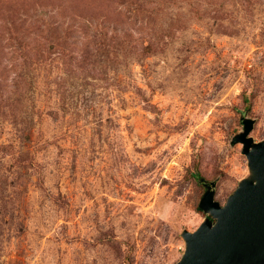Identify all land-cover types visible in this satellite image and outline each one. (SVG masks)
Masks as SVG:
<instances>
[{"label":"rangeland","instance_id":"rangeland-1","mask_svg":"<svg viewBox=\"0 0 264 264\" xmlns=\"http://www.w3.org/2000/svg\"><path fill=\"white\" fill-rule=\"evenodd\" d=\"M264 140V0H0V264H175Z\"/></svg>","mask_w":264,"mask_h":264},{"label":"water","instance_id":"water-1","mask_svg":"<svg viewBox=\"0 0 264 264\" xmlns=\"http://www.w3.org/2000/svg\"><path fill=\"white\" fill-rule=\"evenodd\" d=\"M234 138L242 144L251 177L239 182L224 205L214 200L213 184L200 202L215 221L184 231L185 249L175 264H264V140L254 144L250 120Z\"/></svg>","mask_w":264,"mask_h":264}]
</instances>
